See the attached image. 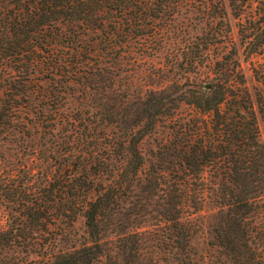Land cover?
I'll list each match as a JSON object with an SVG mask.
<instances>
[{
  "label": "trees",
  "instance_id": "obj_1",
  "mask_svg": "<svg viewBox=\"0 0 264 264\" xmlns=\"http://www.w3.org/2000/svg\"><path fill=\"white\" fill-rule=\"evenodd\" d=\"M186 1L0 0V70L10 68L1 87L12 91V78L35 71L71 79L105 72L101 61L74 57L75 40L65 41L74 25L99 29L113 49L128 47L136 37L160 34ZM197 1L218 9V18L226 14L222 0ZM257 2L237 25L252 89L231 40L220 56L191 61V83L148 91L119 123L84 125L80 133L94 142L76 150L67 145L45 183L27 192L8 174L2 178L0 195L18 212L0 230V264H157L144 250L148 237L137 230L146 222L159 225L156 246L168 252L166 259L194 264L187 215L202 208L206 191L218 207L210 244L224 264H264V144L257 120L259 114L264 121V0ZM228 3L237 16L248 6V0ZM181 102L192 111L175 114ZM163 119L173 121L171 135L148 160L142 140ZM79 215L85 234L74 228ZM31 253L40 259H26Z\"/></svg>",
  "mask_w": 264,
  "mask_h": 264
},
{
  "label": "rangeland",
  "instance_id": "obj_2",
  "mask_svg": "<svg viewBox=\"0 0 264 264\" xmlns=\"http://www.w3.org/2000/svg\"><path fill=\"white\" fill-rule=\"evenodd\" d=\"M222 3L226 14L218 18L215 15L218 9L204 8L197 0H187L160 34L136 37L130 46L118 49L109 45L99 29L76 24L73 27L76 33L69 32L70 37L65 39L69 44L75 40L72 42L78 51L74 57L89 62L101 61L105 72L71 79L66 74L35 71L12 78L17 86L12 91H5L0 81V183L7 174L27 192L45 183L65 157L62 155L66 153L67 145L76 150L84 148L82 142L85 146L94 142V138L80 133L84 125L99 127L105 122L119 123L126 118V115L121 117L122 114H126L148 91L169 88L176 82L191 83L190 78L196 75L191 61L199 58L206 62L220 56L230 47L231 40L238 49L247 84L252 89L254 79L250 64L241 53L237 25L258 2L248 0V6L239 16L232 12L228 0H222ZM208 42L213 43L206 49L204 46ZM202 50L207 52L206 56H199ZM67 59H73V56ZM9 70L4 66L0 76ZM190 111L192 106L181 102L175 114L185 115ZM257 120L260 140L264 144V121L259 114ZM171 122L169 119L158 121L154 131L144 136L141 147L148 160L154 158L153 153L160 142L171 135ZM207 192H204L202 208L187 215L194 224L191 234L194 264H224V256L210 244L211 217L218 207ZM6 202L0 195V230L7 226L11 214L18 212L8 205L12 206V203ZM151 223L137 228L148 237L143 242L144 250L152 251L149 253L157 264H176L166 259L168 252L156 246L161 231L159 225ZM74 228L78 234H85L82 215L77 217ZM105 238L109 240L108 245H114V232L108 231ZM26 259L40 258L31 253Z\"/></svg>",
  "mask_w": 264,
  "mask_h": 264
}]
</instances>
